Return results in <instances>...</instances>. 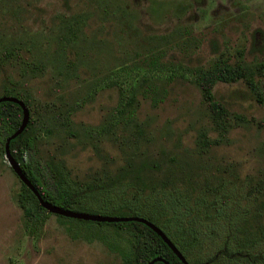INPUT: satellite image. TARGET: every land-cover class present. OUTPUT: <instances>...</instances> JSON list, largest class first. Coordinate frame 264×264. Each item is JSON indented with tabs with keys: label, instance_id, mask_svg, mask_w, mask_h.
Here are the masks:
<instances>
[{
	"label": "rangeland",
	"instance_id": "1",
	"mask_svg": "<svg viewBox=\"0 0 264 264\" xmlns=\"http://www.w3.org/2000/svg\"><path fill=\"white\" fill-rule=\"evenodd\" d=\"M75 14L82 33L57 56L55 35ZM11 44L20 57L2 60L0 83L15 81L18 93L31 97L34 157L61 160L71 179L101 183L127 159L132 166L163 158L159 167L187 164L198 180L214 167L235 174L241 183L225 194L243 204L246 181L239 179L264 175V129L250 120L264 117V73L253 74L260 103L241 80L214 83L213 96L227 111L222 128L210 120L191 74L218 57L254 71L264 60V0H0V46ZM31 60L42 64L39 71H27ZM118 87L133 93L131 117L115 116ZM202 133L216 142L200 148ZM19 189L0 150V264L121 263L116 247L125 242L115 225L49 212L29 228L16 203ZM130 193L117 184L98 196L118 200ZM156 195L147 189L138 198L151 201ZM101 211L134 213L116 207ZM219 240H206L200 254L207 255ZM255 248L264 255V241Z\"/></svg>",
	"mask_w": 264,
	"mask_h": 264
},
{
	"label": "trees",
	"instance_id": "2",
	"mask_svg": "<svg viewBox=\"0 0 264 264\" xmlns=\"http://www.w3.org/2000/svg\"><path fill=\"white\" fill-rule=\"evenodd\" d=\"M116 11L123 14L120 9ZM62 23V30L60 27L59 33L55 35L60 43H56V47L52 48V52L57 56L64 53L65 47L82 33L80 15L75 14ZM46 46H49L48 42ZM16 50L17 46L13 44L0 46V65L2 60L7 62L11 58L20 57ZM30 63L27 71H39L42 66L38 60H31ZM155 67L159 66L155 65ZM253 69L254 71L238 60L230 63L218 57L206 66H197L191 70L192 82L198 89L200 101L216 127H223V118L227 111L224 104L213 96L214 83L216 81L234 83L241 80L251 91L255 101L260 103L262 95L254 82L253 74L264 73V60L258 61ZM14 86L15 81L3 78L0 83V95L14 96L23 101L28 109V120L22 131L9 139L8 149L44 200L66 209L101 214H105L101 210L109 207L131 210L134 212L132 216H138L135 215L136 212L142 213L143 216L138 217H143L156 225L189 264L264 263V255L258 253L255 248L258 243L264 241V175L255 178L244 175L239 179L246 181L242 194L246 193L244 196L247 198L243 204H237L239 202L237 196L228 197L225 194V191L236 189L241 183L236 182L238 178L235 174L225 175L223 168L214 167L209 175L198 180L187 164L185 167L176 164L167 169L159 167L158 164H164L163 158L150 160L149 163L144 158L138 161V165L132 166L130 165L132 161L127 159L124 162L125 166H120L113 177L101 183L78 182L71 179L61 160L40 161L38 157L37 159L34 157V126L37 122L30 115L31 97L27 93H18ZM118 88L119 99L115 116L123 113L127 118L131 117L129 105L133 93L125 95L121 88ZM152 99L155 100V97L152 96ZM67 114L68 111H65L64 115L60 116L62 124L67 123ZM20 116V108L15 102L0 101L2 153L4 139L17 128ZM250 120L257 127L264 129V117ZM107 128L108 123L100 126L99 133L106 131ZM197 141L202 149L209 143L216 142L215 139L206 140L203 133ZM260 149L264 153V136L260 141ZM143 164H151V166L146 167ZM156 172L161 174L157 175ZM117 184L130 189V197L113 200L98 196L105 194L106 190ZM147 189L153 190L155 195L158 190L159 194L151 201H147L146 197L139 199V195ZM15 199L29 228L41 223L49 213L39 205L36 197L21 181ZM94 222L113 224L114 232L122 235L125 246L119 248L103 240L108 248H117L120 264H145L154 257H159L168 264H182L163 240L142 222L136 220ZM218 237L220 240L215 248L207 255H201L200 251L205 248V241H213ZM151 264L164 263L155 260Z\"/></svg>",
	"mask_w": 264,
	"mask_h": 264
},
{
	"label": "water",
	"instance_id": "3",
	"mask_svg": "<svg viewBox=\"0 0 264 264\" xmlns=\"http://www.w3.org/2000/svg\"><path fill=\"white\" fill-rule=\"evenodd\" d=\"M3 100H9V101L15 102L19 106L20 111H21L20 121H19L17 128L4 139L3 156L5 158V161L7 162V164L13 171V173L17 176L19 181H21L25 186H27V188L33 193V195L36 197L41 207H43L48 212L59 214L65 217H71V218H80V219H85V220L107 221V222L124 221V220H136V221L142 222L143 224L148 226L150 229H152L163 240V242L170 248V250L180 260L182 264H189L185 260V258L182 256V254L171 243V241L166 237V235L156 225H154L153 223H151L150 221H148L147 219L143 217L132 216V215L131 216H112V215H103L99 213H92V212H86V211L66 209V208H62L54 204H51L50 202H47L46 200H44L39 195L36 188L31 184L29 179L25 176L24 172L21 170L18 163L13 159L8 149L9 139L13 138L18 133H20L27 123L28 109L26 105L23 103V101H21L20 99L14 96L0 95V101H3ZM155 260H160L164 264H168L167 261L159 257L151 258L145 264H151Z\"/></svg>",
	"mask_w": 264,
	"mask_h": 264
}]
</instances>
